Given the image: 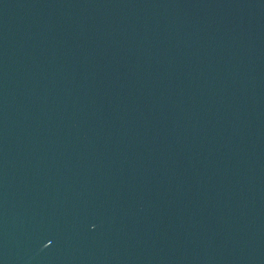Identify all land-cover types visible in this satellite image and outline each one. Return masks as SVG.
<instances>
[{"label": "water", "instance_id": "1", "mask_svg": "<svg viewBox=\"0 0 264 264\" xmlns=\"http://www.w3.org/2000/svg\"><path fill=\"white\" fill-rule=\"evenodd\" d=\"M0 264H264V0H0Z\"/></svg>", "mask_w": 264, "mask_h": 264}]
</instances>
